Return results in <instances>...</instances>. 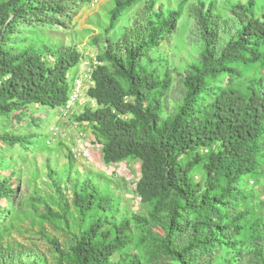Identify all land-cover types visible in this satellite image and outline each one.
<instances>
[{"label":"trees","instance_id":"1","mask_svg":"<svg viewBox=\"0 0 264 264\" xmlns=\"http://www.w3.org/2000/svg\"><path fill=\"white\" fill-rule=\"evenodd\" d=\"M113 1L112 27L143 0ZM89 2L0 0V117L30 105L51 109L66 105L73 88L70 72L78 69L82 54L75 45L51 40L47 30L68 29L79 7ZM255 5V0H248L246 6H236L244 14L237 19L241 24L237 37L219 50L223 20L215 1H198L194 15L203 43L201 58L189 66L185 96L167 118L162 117V108L170 79L160 77L149 63L154 62L151 53L176 28L179 10L152 9L121 38L95 37V44L104 42L105 50L97 57L99 64L86 90L90 103L76 115L77 123L92 126L106 164L132 158L141 162L137 192L150 205L152 220L169 216L162 241L180 264H200L202 252L227 253L236 245L235 236L245 232L243 214L233 213L238 188L246 175L258 173L264 159V94L258 75L264 67V11L255 15ZM247 70L255 74L243 81ZM226 76V86L212 84ZM0 142L14 146L25 141L0 135ZM196 171L203 172L199 180ZM11 185L10 177L0 182V200L12 195ZM76 196V207L91 221L72 246L71 260L106 264L127 244L128 223L103 231L113 199L86 181ZM48 213L53 215L52 210ZM185 213L194 214L192 222H182ZM187 228V243L174 248L173 238ZM253 253L264 264L263 253L259 249ZM235 262L232 254L224 259V264ZM123 264L141 263L128 256Z\"/></svg>","mask_w":264,"mask_h":264},{"label":"rangeland","instance_id":"2","mask_svg":"<svg viewBox=\"0 0 264 264\" xmlns=\"http://www.w3.org/2000/svg\"><path fill=\"white\" fill-rule=\"evenodd\" d=\"M153 1L156 2L153 12L163 7L179 10L181 14L176 28L151 53L154 62L149 63V68L156 69L160 77L166 75L170 79L162 108V117L167 118L175 114L185 96L184 77L189 66L201 58L203 43L194 15L199 0H143L116 21L114 27L110 20L114 1L90 0L79 7L68 29L54 27L47 31L51 40L77 46L82 61L87 62L105 50L104 42L95 44L96 36L104 40L121 38L127 27L144 13H150ZM213 1L216 13L223 20L220 50L237 37L241 26L237 19L244 14L236 6H246L248 0ZM255 3L254 13L259 15L264 11V0H255ZM76 72L77 68L70 72L73 79ZM258 72L264 94V67ZM253 74L254 71L247 70L241 80ZM228 80L227 76L221 77L212 84L224 87ZM85 89L74 112L72 109L73 114L67 116L61 109L30 105L0 117V135L25 141L14 146L0 142V182L10 177L13 191L11 196L0 200V264H73L69 255L71 248L91 221L75 203L83 181L113 199L112 211L105 214L109 222L103 231L116 223H128L127 244L106 264H123L128 256H135L141 264H180L162 241L168 234L169 216L165 213L160 221L152 220L150 205L137 192L141 162L132 158L106 164L92 126L77 123L76 115L90 103ZM260 162L258 173L246 175L241 181L238 203L233 210L234 214H243L244 234L235 236L236 245L227 253L202 252L200 264H224V259L231 254L236 257L235 264H262L253 253L259 249L264 257V159ZM202 173L196 171L195 178L201 179ZM183 216L182 222L194 219L192 213ZM186 230L173 238L174 248L181 249L187 243L190 229Z\"/></svg>","mask_w":264,"mask_h":264},{"label":"built area","instance_id":"3","mask_svg":"<svg viewBox=\"0 0 264 264\" xmlns=\"http://www.w3.org/2000/svg\"><path fill=\"white\" fill-rule=\"evenodd\" d=\"M98 64L99 61L97 59V55H93V57L88 59L87 62L81 61L79 66V71L75 74L70 98L67 101L66 105L63 108H61V111L66 116L70 113L73 114L76 103L80 102V99L84 97L83 96L84 89L86 86L87 88L88 86H90L92 82V72L98 66ZM82 66H84L83 68L85 71L82 70ZM87 88L85 90H87Z\"/></svg>","mask_w":264,"mask_h":264},{"label":"clouds","instance_id":"4","mask_svg":"<svg viewBox=\"0 0 264 264\" xmlns=\"http://www.w3.org/2000/svg\"><path fill=\"white\" fill-rule=\"evenodd\" d=\"M79 68V67H78ZM77 71H78V69H77Z\"/></svg>","mask_w":264,"mask_h":264},{"label":"crops","instance_id":"5","mask_svg":"<svg viewBox=\"0 0 264 264\" xmlns=\"http://www.w3.org/2000/svg\"><path fill=\"white\" fill-rule=\"evenodd\" d=\"M77 72H78V71H77ZM77 72H76V73H77Z\"/></svg>","mask_w":264,"mask_h":264}]
</instances>
